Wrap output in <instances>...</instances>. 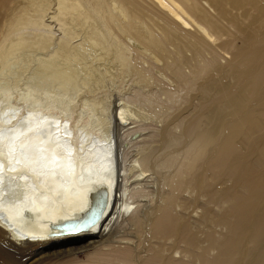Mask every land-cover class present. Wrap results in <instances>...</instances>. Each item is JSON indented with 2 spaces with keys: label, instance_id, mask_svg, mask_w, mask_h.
<instances>
[{
  "label": "bare ground",
  "instance_id": "1",
  "mask_svg": "<svg viewBox=\"0 0 264 264\" xmlns=\"http://www.w3.org/2000/svg\"><path fill=\"white\" fill-rule=\"evenodd\" d=\"M0 264H264V0H0Z\"/></svg>",
  "mask_w": 264,
  "mask_h": 264
},
{
  "label": "rangeland",
  "instance_id": "2",
  "mask_svg": "<svg viewBox=\"0 0 264 264\" xmlns=\"http://www.w3.org/2000/svg\"><path fill=\"white\" fill-rule=\"evenodd\" d=\"M150 130H151V128L149 129V130H144V131H142V133H140V134H142L139 138H137V141L138 140H141L142 138H145V139H143L142 140V142L143 141H146V139H148V138H146V135H148V133L150 132ZM146 131V132H145ZM138 135V134H137ZM129 139V138H128ZM136 143V141H134L133 142V144H135ZM133 149H134V146L132 147ZM124 244H120V245H115L114 246V248H112V247H110V249L111 250H115V249H120V250H122L123 249V246ZM26 248H29V247H26ZM31 248H34V247H31ZM22 250H25V248H22ZM89 254H92V252H79L78 254H76L74 257L76 258V260H75V262L77 261H84L85 260V257H86V255H89ZM71 257V256H70ZM70 257H68V258H66V259H69Z\"/></svg>",
  "mask_w": 264,
  "mask_h": 264
}]
</instances>
